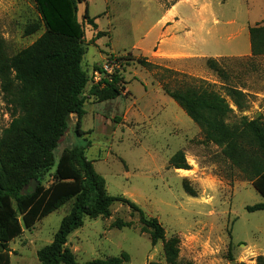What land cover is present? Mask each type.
I'll return each mask as SVG.
<instances>
[{
	"label": "rangeland",
	"instance_id": "obj_1",
	"mask_svg": "<svg viewBox=\"0 0 264 264\" xmlns=\"http://www.w3.org/2000/svg\"><path fill=\"white\" fill-rule=\"evenodd\" d=\"M84 0L78 4L80 21L88 9L96 28L84 22L85 54L82 61L89 82L84 92L86 115L77 133V117L55 151L56 162L65 149L85 147L87 158L106 180L107 192L137 203L148 218L157 219L165 241L178 239L175 264H256L264 256V210L248 206L264 202L252 183L223 154V148L205 140L201 128L164 92L158 79L172 89L207 86L221 95L226 87L264 90V58L236 57L250 48L249 28L264 25V0ZM206 3L205 9L199 8ZM199 11L195 12L193 6ZM175 10L173 22L166 16ZM41 23L33 0H0V39L8 56L32 45L45 32L25 35ZM106 35L97 38L98 32ZM180 48V49H179ZM179 49V50H178ZM181 51L187 58L159 59V54ZM220 56H226L220 58ZM229 56V57H228ZM234 56V57H233ZM147 58L154 68L138 60ZM216 58L219 71L207 64ZM96 68L106 71L101 74ZM119 75L118 95L102 100L90 89L104 90L103 79ZM159 77V78H158ZM158 78V79H157ZM241 116L262 117L264 101L255 95L239 100ZM11 122L0 82V137ZM185 156L190 170L176 169L171 159ZM54 168L43 184L53 181ZM70 201L23 229L8 250L10 264H41L37 253L50 244ZM131 223L118 229L117 222ZM137 213L115 202L109 217L85 218L69 237L67 246L78 263L125 255L123 264H170L164 243L153 245Z\"/></svg>",
	"mask_w": 264,
	"mask_h": 264
},
{
	"label": "trees",
	"instance_id": "obj_2",
	"mask_svg": "<svg viewBox=\"0 0 264 264\" xmlns=\"http://www.w3.org/2000/svg\"><path fill=\"white\" fill-rule=\"evenodd\" d=\"M33 1L41 23L28 26L25 35L38 32L41 26L45 28L43 35L14 56L6 54L0 39V82L11 115V122L0 137V264H10L8 245L24 228H33L38 221L70 201H73L72 207L63 217L52 242L37 253L41 264H123L125 255L78 263L67 246L68 237L84 225L85 218L109 217L115 202L125 203L138 214L142 230L151 231L152 244L165 242V259L175 264L178 239L165 241V230L157 219L148 218L131 199L110 195L105 178L87 158L85 147L65 149L56 162L55 151L69 128L72 114L77 117L76 130L81 135L86 115L84 92L89 82L82 65L84 22L94 28L96 25L88 9L83 20L79 19L78 4L84 0ZM105 35L106 32L100 31L96 37ZM249 35L252 55L264 56V25L250 27ZM138 62L146 68L156 67L147 58ZM207 64L212 70L220 69L215 59L209 58ZM159 69L164 75L173 73L169 69ZM96 70L106 73L102 68ZM164 75L162 73L157 79L166 95L201 128L205 140L223 148L231 164L264 198V119L241 116L231 123L235 112L225 96L202 85L172 89L162 78ZM108 79L102 80L108 89L92 86L91 93L102 100L118 95L116 85L122 78L115 74ZM225 90L226 96L241 112L239 100L245 94L234 87ZM171 164L176 169H191L182 154H176ZM53 168V181L45 186L44 177ZM33 180L39 183L35 191L31 187ZM246 209L263 211L264 202ZM114 226L123 229L131 227V223L117 221ZM256 264H264V256H259Z\"/></svg>",
	"mask_w": 264,
	"mask_h": 264
},
{
	"label": "crops",
	"instance_id": "obj_3",
	"mask_svg": "<svg viewBox=\"0 0 264 264\" xmlns=\"http://www.w3.org/2000/svg\"><path fill=\"white\" fill-rule=\"evenodd\" d=\"M185 1H188V0H185ZM196 0H194V2H195ZM205 7H206V3H203V4H201L200 5V7L199 8H201V9H205ZM193 10L195 11V12H198L199 11V9H198V7H197V5H194L193 6ZM170 13H172L173 14V16H166V18H167V20H172L173 22H175V21H179L178 19H175V10H172ZM250 36V35H249ZM180 49V48H179ZM178 49V50H179ZM156 58H159V59H165V60H178V59H183V58H187L188 57V55H186V54H184V53H182L181 51H176V52H174V53H168V54H159V55H157V56H155ZM223 57H226V56H220L219 57V59L220 58H223ZM229 57V56H228ZM234 57V56H233ZM236 57H246V58H253V59H259V58H264V56H258V57H254L253 55H252V49H251V44H250V48H249V50L247 51V52H245L244 54H242V55H238V56H236ZM212 59H216V58H212ZM234 88H236L237 90H239V91H241L242 93H244L245 95H246V97L247 98H250V95H255V97L257 98V100L258 101H264V90H262V91H257V92H255V93H253V92H251L249 89H245V88H242V87H239V88H237V87H234ZM225 97L228 99V101L230 102V105H231V108L234 110V112L236 113V112H239L240 113V111L238 110V108L236 107V105L231 101V99L229 98V97H227L226 95H225ZM258 112L259 113H263L264 112V109L263 108H260V109H258Z\"/></svg>",
	"mask_w": 264,
	"mask_h": 264
},
{
	"label": "water",
	"instance_id": "obj_4",
	"mask_svg": "<svg viewBox=\"0 0 264 264\" xmlns=\"http://www.w3.org/2000/svg\"><path fill=\"white\" fill-rule=\"evenodd\" d=\"M38 185H39L38 181H36V180H33V181H32L31 187H32L33 191L36 190V188H37ZM234 263H235V262H233V264H234Z\"/></svg>",
	"mask_w": 264,
	"mask_h": 264
},
{
	"label": "built area",
	"instance_id": "obj_5",
	"mask_svg": "<svg viewBox=\"0 0 264 264\" xmlns=\"http://www.w3.org/2000/svg\"><path fill=\"white\" fill-rule=\"evenodd\" d=\"M105 71H109V70H108V68H106V70H105Z\"/></svg>",
	"mask_w": 264,
	"mask_h": 264
}]
</instances>
